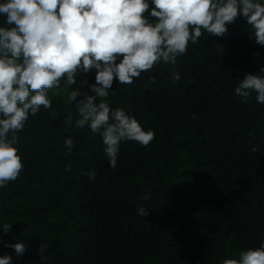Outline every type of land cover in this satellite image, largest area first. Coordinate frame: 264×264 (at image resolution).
Masks as SVG:
<instances>
[{
	"label": "trees",
	"instance_id": "16d2710c",
	"mask_svg": "<svg viewBox=\"0 0 264 264\" xmlns=\"http://www.w3.org/2000/svg\"><path fill=\"white\" fill-rule=\"evenodd\" d=\"M250 33L238 16L223 37L204 31L189 42L174 65L157 63L132 84L114 80L110 107L155 132L147 146L121 142L115 169L99 133L75 127L68 86L50 89L52 109L42 106L17 133L20 175L0 188V256L11 264H222L259 247L264 104L256 93L247 102L234 93L264 67V47ZM84 77L94 83L95 71ZM20 241L26 251L17 255L8 245Z\"/></svg>",
	"mask_w": 264,
	"mask_h": 264
},
{
	"label": "clouds",
	"instance_id": "9594fccd",
	"mask_svg": "<svg viewBox=\"0 0 264 264\" xmlns=\"http://www.w3.org/2000/svg\"><path fill=\"white\" fill-rule=\"evenodd\" d=\"M238 16L264 47V0H0V188L23 169L17 133L42 106L52 109L49 90L62 83L77 112L75 127L99 133L110 167L117 166L121 142L149 145L154 130L107 102L114 80L132 84L157 63L174 65L189 42L196 44L204 31L223 37ZM92 71L95 82L89 84L84 74ZM171 78L179 81L181 75L173 70ZM234 93L241 102L256 93V102L264 104V67L247 74ZM64 124L71 127L72 117ZM64 147L70 153L74 140L66 138ZM85 175L95 180L97 173ZM137 214L149 212L139 206ZM10 229L5 225L3 231ZM8 246L17 255L26 251L22 241ZM11 261L0 256V264ZM222 264H264V242Z\"/></svg>",
	"mask_w": 264,
	"mask_h": 264
},
{
	"label": "rangeland",
	"instance_id": "374dc122",
	"mask_svg": "<svg viewBox=\"0 0 264 264\" xmlns=\"http://www.w3.org/2000/svg\"><path fill=\"white\" fill-rule=\"evenodd\" d=\"M57 96L61 100H64L66 98L65 93H61L60 91L57 92Z\"/></svg>",
	"mask_w": 264,
	"mask_h": 264
}]
</instances>
